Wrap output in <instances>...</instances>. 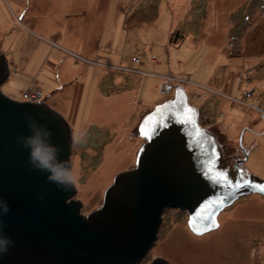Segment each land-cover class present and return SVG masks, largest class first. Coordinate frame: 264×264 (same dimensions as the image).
Listing matches in <instances>:
<instances>
[{"label": "rangeland", "instance_id": "obj_1", "mask_svg": "<svg viewBox=\"0 0 264 264\" xmlns=\"http://www.w3.org/2000/svg\"><path fill=\"white\" fill-rule=\"evenodd\" d=\"M255 1L92 0L82 11L89 0H0V56L9 67L1 91L22 101L33 86L71 125L81 214L99 209L114 177L135 167L139 123L178 86L202 127L231 154L244 152L264 180V10L240 25L234 54L226 44L235 31L228 9L238 16ZM235 207L204 235L169 210L141 264H264V196L246 194Z\"/></svg>", "mask_w": 264, "mask_h": 264}, {"label": "water", "instance_id": "obj_2", "mask_svg": "<svg viewBox=\"0 0 264 264\" xmlns=\"http://www.w3.org/2000/svg\"><path fill=\"white\" fill-rule=\"evenodd\" d=\"M8 76L0 56V200L10 209L0 221L13 241L0 264H141L157 240L164 208L187 210L190 231L201 235L218 227V214L235 200L253 192L264 196V180L252 174L240 180L237 171L227 175L217 167L223 157L215 136L200 125L198 109L178 86L139 123L144 143L135 167L118 173L102 206L83 218L75 187L65 191L48 182L18 140L30 134L34 119L51 130L60 159H69V124L44 103L4 94ZM150 264L169 263L156 258Z\"/></svg>", "mask_w": 264, "mask_h": 264}, {"label": "clouds", "instance_id": "obj_3", "mask_svg": "<svg viewBox=\"0 0 264 264\" xmlns=\"http://www.w3.org/2000/svg\"><path fill=\"white\" fill-rule=\"evenodd\" d=\"M30 134L20 135L18 140L28 149V159L33 169L47 173V181L56 184L65 191L71 190L78 184V174L75 163L71 158L60 159V148L52 143V132L47 125H41L34 119H29ZM79 141L74 136L71 148H75ZM9 206L6 201L0 200V216L7 215ZM0 221V253L8 251L13 243L11 238L2 234Z\"/></svg>", "mask_w": 264, "mask_h": 264}, {"label": "flooded vegetation", "instance_id": "obj_4", "mask_svg": "<svg viewBox=\"0 0 264 264\" xmlns=\"http://www.w3.org/2000/svg\"><path fill=\"white\" fill-rule=\"evenodd\" d=\"M174 92H175V90H174ZM173 92V93H174ZM45 105H47V106H49L50 108H52V109H54L55 111H57L54 107H52L50 104H48V103H44ZM63 115V114H62ZM65 119V118H64ZM65 120H67V119H65ZM214 135V134H213ZM215 136V139H216V141H217V143H218V147H219V153H221L222 154V157H223V161L222 162H220V164L219 165H217V167H220L221 168V171L222 172H224V173H226L227 175H229L230 173H232V172H235V171H237V174H238V177H239V179L240 180H245V179H247L249 176H250V174H251V172L249 171V169L246 167V165H245V162H246V157H245V153L244 152H242V157H239L238 155H234V154H231L229 151H228V149L226 148H224L221 144H220V142L218 141V139H217V137H216V135H214ZM243 197V196H242ZM241 198V197H240ZM73 200H76V199H74V197H73ZM239 199H237V200H235L233 203H232V205L231 206H228V207H225L222 211H220V213L218 214V216H217V221H218V227L217 228H220L221 226H220V218H221V213L225 210V209H227V208H230V209H232L231 207H234V208H236L235 207V205H236V203H237V201H238ZM172 209H174L175 211H178V212H180V213H184L185 215H187L188 216V220H189V213H188V211L187 210H180V209H177V208H164L163 209V211H162V215H161V223H160V226H159V228H158V232H159V230H160V228H161V225H162V223H163V219H164V217H165V215L168 213V211L169 210H172ZM232 211V210H231ZM79 214L83 217V218H85L86 216L85 215H83V214H81V212H80V210H79ZM216 228V229H217ZM215 230V229H214ZM210 232V231H209ZM209 232H206V233H209ZM206 233H204V234H206ZM204 234H201V235H204ZM157 237H158V233H157ZM152 262V261H151ZM151 262H149V263H147V264H150Z\"/></svg>", "mask_w": 264, "mask_h": 264}, {"label": "built area", "instance_id": "obj_5", "mask_svg": "<svg viewBox=\"0 0 264 264\" xmlns=\"http://www.w3.org/2000/svg\"><path fill=\"white\" fill-rule=\"evenodd\" d=\"M258 7L264 10V0H259ZM250 20H251L250 14H244L242 17V25L245 24L246 22H250ZM240 28H241L240 26L237 27L236 31L233 32L229 37L228 48L231 54H234L240 47V44H239V36H240L239 33H241ZM133 60L138 61L137 58H133ZM252 93H253V90L247 91L245 94H247V97H251ZM21 99L22 101L33 102V103H40V102L45 103L46 102V99L43 98L42 93L33 86L29 89H26L23 92Z\"/></svg>", "mask_w": 264, "mask_h": 264}, {"label": "crops", "instance_id": "obj_6", "mask_svg": "<svg viewBox=\"0 0 264 264\" xmlns=\"http://www.w3.org/2000/svg\"><path fill=\"white\" fill-rule=\"evenodd\" d=\"M88 4H90L89 6H86L85 4H83L82 3V5H81V9H82V11L85 9H90V8H92V0H89V2H88ZM255 8H256V10H255ZM251 11L250 12H245V13H242L241 15H236V16H234V12H235V10H232L231 8H229L228 10H231V11H234V12H231L230 14L232 15V20H234L235 21V31H236V28L237 27H239L240 25H242V17H243V14H256V13H260V12H255V11H257L258 10V0H256L252 5H251ZM254 9V10H253ZM234 13V14H233ZM253 23V21L250 23V24H252ZM244 25V24H243ZM247 26V25H246ZM245 26V27H246ZM234 31V30H233ZM234 31V32H235ZM233 33V32H232ZM240 34V36H239V44H240V41H241V33H239ZM228 43V38L226 39V44ZM153 56V55H152ZM247 81V80H246ZM249 82H251V78H250V81ZM184 89V88H183ZM185 90V89H184ZM185 92H186V90H185ZM187 93V92H186ZM188 94V93H187ZM83 101L85 102L84 104H83ZM83 101H81L80 100V105H85L86 106V103H87V99L86 100H83ZM190 103V102H189ZM69 106H71L70 104H69ZM72 107V106H71ZM76 107V106H75ZM78 107V106H77ZM76 107V108H77ZM82 107V106H81ZM197 109H198V107H196ZM200 109V108H199ZM200 120L201 119H199V122H200ZM200 125H201V123H200ZM202 126V125H201ZM207 129V128H206ZM214 135L216 134L214 131H212V129H209Z\"/></svg>", "mask_w": 264, "mask_h": 264}, {"label": "trees", "instance_id": "obj_7", "mask_svg": "<svg viewBox=\"0 0 264 264\" xmlns=\"http://www.w3.org/2000/svg\"><path fill=\"white\" fill-rule=\"evenodd\" d=\"M70 126V128H71V125H69Z\"/></svg>", "mask_w": 264, "mask_h": 264}, {"label": "bare ground", "instance_id": "obj_8", "mask_svg": "<svg viewBox=\"0 0 264 264\" xmlns=\"http://www.w3.org/2000/svg\"><path fill=\"white\" fill-rule=\"evenodd\" d=\"M179 82V81H178ZM44 98V97H43ZM47 102V101H46Z\"/></svg>", "mask_w": 264, "mask_h": 264}]
</instances>
